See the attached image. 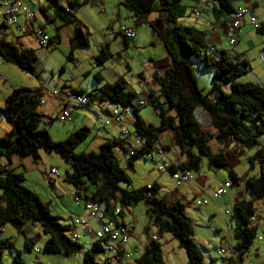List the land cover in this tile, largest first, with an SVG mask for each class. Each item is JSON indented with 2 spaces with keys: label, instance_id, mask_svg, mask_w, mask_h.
Instances as JSON below:
<instances>
[{
  "label": "trees",
  "instance_id": "obj_1",
  "mask_svg": "<svg viewBox=\"0 0 264 264\" xmlns=\"http://www.w3.org/2000/svg\"><path fill=\"white\" fill-rule=\"evenodd\" d=\"M84 1L70 0L67 5L70 8ZM47 3V10L51 12L48 23L52 26L55 24L48 42H57L60 27L70 25L72 30L67 39L69 49L66 58L71 59L74 49H84L88 46L87 37L69 10L58 4L57 0H47ZM119 4L137 22L151 12L157 14L155 22L153 19L145 24L162 42L167 64L161 73L153 75L152 79L157 91L151 89L147 91L145 104L149 105L156 115L158 124L143 122L137 112L139 108L135 102L137 95L133 89L126 86L123 78L112 83H103L92 93L71 89L69 95L85 94L88 102L106 101L112 105L127 107L133 117L127 125L129 134L121 133L123 139L117 137L105 139L97 151L74 153L73 148L88 133V128L81 126L69 132L63 140L52 141L44 129L37 128V122L41 119V114L37 110L41 96L40 89L15 87L4 97L0 106L1 117L9 127L8 131L0 136V155L9 160L12 153L37 158L40 149L45 152H56L69 164L70 169L64 172L62 180L74 187L76 198L100 204L106 217L111 216L112 210L118 206L119 212L116 217L122 223L121 207L142 200L148 215L146 224L155 225L153 232L156 234V239L148 238L149 227L145 226L147 238L143 251L138 257L133 258L131 263H120L116 258V255H121V251L118 250L113 257L120 264H163L161 245L157 239V235L163 232L169 233L183 249L185 264H204L193 241L191 224L184 205L178 200L171 202L165 197L158 196L156 183L149 184V187L132 188L127 175L118 164L112 147L114 145L121 147L126 164L131 167L133 161L140 156L150 160L148 154L152 153L154 144L159 142L158 136L170 130L173 133L174 146L184 157L179 163L168 162L165 170L170 174L175 170L197 172L204 161L208 168L225 169L227 176L234 181L237 180V176L229 159V149L242 150L255 147L253 154L247 156L246 161L249 170L252 171L256 165L257 172L252 175L246 173L243 183L254 197L263 196L264 142L259 143L258 139L264 135V87L251 81H235L236 77L250 71L248 61L241 55L208 47L205 44L203 30L180 24L178 21L183 15L185 6L181 5L179 0H119ZM216 6L218 12L228 14L230 18L233 8L229 0H216ZM225 22L227 21H222L221 25H226ZM255 31L259 34L264 33V20ZM117 34L120 35L124 48L133 41L124 37L119 27ZM0 56L17 68L37 75L34 71L36 56L33 50L20 49L13 42L0 39ZM108 56L105 43L100 46L95 59L102 62ZM190 57L200 63L202 68L210 69L212 73L211 86L205 93L196 85L187 62ZM93 77L97 81L100 80L96 74ZM223 86L226 88L223 89ZM210 93L214 95L211 96ZM196 106L207 111L213 134L201 129L193 113ZM133 138L138 139L140 144L132 149L130 155L128 146ZM209 138L216 141L219 147L217 150L214 151L209 146ZM164 148L168 149L167 146ZM47 180L51 181L49 177ZM22 181L20 172L0 165V229L4 224L9 223L20 231L25 222L38 221L40 231L45 235L40 252L66 257L79 251L81 244L66 235L68 225L60 223L55 216L50 215L45 204L36 194L24 187ZM120 183H125L126 187H121ZM80 189L84 192L82 193ZM230 210L232 213L228 218L232 223V229L227 237H232L234 242L230 243L229 238L230 254L220 256L219 264L241 261L254 238L260 236L261 240H264V234L256 233L257 227L254 224L256 219L251 199L235 201ZM251 217L254 218L252 223ZM105 242L106 239L87 243V249L81 253V264H108L106 258H96L97 254L105 251L103 247ZM11 246L8 240L0 241V259L2 250ZM23 247L30 250L31 243L24 242ZM11 263L24 264L17 251L13 253ZM248 263L252 262L248 261Z\"/></svg>",
  "mask_w": 264,
  "mask_h": 264
},
{
  "label": "rangeland",
  "instance_id": "obj_2",
  "mask_svg": "<svg viewBox=\"0 0 264 264\" xmlns=\"http://www.w3.org/2000/svg\"><path fill=\"white\" fill-rule=\"evenodd\" d=\"M118 1L119 0H98V2L95 3L90 0H85L79 5L69 8L88 40V46L86 48H76L73 50L71 59L66 58L69 49L67 39L71 35L72 30L70 25L60 27L58 42L51 41L43 46H38L31 34L25 33L22 35V41L18 44L19 46H31L33 48L36 56L34 71L37 75L23 71L0 59V104L2 105L3 103V95H6L12 88L8 89V85L27 88H38L42 86L45 92L46 90H57V83L61 84L64 82L70 86L64 87L67 91L71 89H81L84 93H92L95 88L101 86L103 83H112L119 78H123L128 88H138L136 90H138L140 96L145 99L149 89L156 92L157 86L152 78L154 74L162 71L161 67L166 60V53L162 42L157 35L151 33L146 25L140 24L137 26L138 42L128 43V46L124 48L121 43V37L117 34L116 30L119 24L127 23L128 18L125 14L128 13V11L119 6L117 4ZM203 1L204 0H198L197 2L196 0H179V3L185 5L187 9L188 6L193 4L200 5L201 7L206 6ZM57 2L63 6H67L66 0H57ZM149 14L153 17L156 15L154 17L155 22L157 14L154 12ZM262 17L263 15L259 16L260 19ZM211 19L213 18L211 17ZM258 22L260 27L262 21L258 20ZM259 27L253 29L256 30ZM45 29L49 34H52L50 24L46 25ZM249 30L252 36L251 38L254 37L250 42L247 41V43H244V41L241 40L237 45H229L227 43V38H225L221 33L222 31L218 29L221 44L217 45L225 47V50L229 51L228 53L231 54H233L231 50L243 47L244 50L242 51L241 57L248 61L250 71L236 77L235 81L241 82L250 80L254 81V83L260 81L258 83H263L262 86L264 87L263 80L255 79V77H257L256 75L259 73V69L264 68V61L259 59V54L262 51L261 54L264 56V50L262 49L264 46H259L255 38H263L264 34L259 35L252 29ZM5 31L7 32L6 37L12 40L16 39L13 35L16 36L20 33V31L17 32L16 28L13 26L6 28ZM208 37L209 35L205 34V40ZM105 43L107 44L109 56L102 62H98L95 59V55L99 52L100 46ZM187 62L195 78L197 87L205 93L211 86L212 73L210 69L202 68V65L192 57L188 58ZM95 74L100 77L99 81L93 77ZM224 88H226V86H223V89ZM210 95L213 96L214 94L210 93ZM46 98L48 97L45 93L44 103L39 104L37 107V110L41 114V119L37 122V128L44 129L52 141L63 140L69 132L81 126L88 128V133L73 148L74 153L88 150L97 151L99 145L106 137L107 139H112V137H117L118 139L122 138L120 132H116L114 134L115 136H110V133L106 132L105 129L107 126L103 125V115L102 113L99 114L97 110L99 102L93 100L88 102L86 106L70 104L69 115L71 119L69 121H62L59 120L58 117L49 118V114L51 113L50 101L49 99L45 100ZM56 111L52 114L54 115ZM128 111L129 114L127 118L132 121L133 117L129 108ZM137 112L144 123H150L152 125L158 124L157 117L152 112L149 105L145 104L139 107ZM193 113L201 129L213 134V128L207 111L200 106H196ZM2 120L0 114V127L2 126ZM163 137L164 142L167 143L172 150L177 151V148L172 143V131L167 130ZM258 141L259 143L264 142V135L260 136ZM208 144L214 151L219 148L213 138L208 139ZM242 150L244 153L238 155L235 162L232 164V169L237 178H240L242 174L248 173L252 175L257 172V166L254 165L252 168L253 170L251 169L252 171H250L248 168L249 164L246 161L247 156L253 154L255 147ZM112 151L117 158L119 166L127 175L129 184L132 188H140L151 183H156L158 186L156 194L158 196L165 197L171 202L178 200L184 205L191 224L192 238L200 252L203 263L219 264L220 256H224V253L218 255L215 252V247L221 242V236L229 234V232H225L223 225V220L225 219L223 211L225 208H231L233 200H231L226 192L215 200L208 199L206 204H201L199 206L195 204V200L207 198V194H211L215 188L224 181L234 184V180L227 176L226 170L208 168L205 162L202 161L200 169L197 172H191L193 176L192 180L198 179L201 176V189L191 180L176 186L174 180L171 178V174L167 170H158V166L161 165V160L157 155H153V161L145 156H140L133 161V165L130 167L125 162V155L121 147L114 145ZM169 154L172 155L170 152ZM229 159H231L230 156ZM0 165L20 172L23 177V186L36 194L38 199L45 204L48 213L55 216L59 222H70V219H72L71 221L73 222L74 219L81 218L95 231L99 230V227L92 225L93 219L90 218V216L89 220H91V222L87 220L86 216L88 215H86V213L81 217H76L77 213H80L81 209L79 205L82 206L83 200L79 199V203H77L74 200L76 197L74 195V187L62 180L64 172L69 171L70 167L56 152H45L40 149L38 150L37 158H33L31 155L20 156L17 153H12L9 160L0 155ZM51 167L57 170V176H49L52 179L49 181L46 175ZM120 186L126 187L125 183H120ZM80 191L82 193L84 192L83 189H80ZM247 192L248 195L246 197L248 198L246 199L252 200L254 214L258 218L259 224L256 229L257 233H264V195L254 197L249 190H247ZM121 208L122 220L132 228L129 240L131 239L134 241L136 237L143 239L146 236L144 228L148 219V215L145 211V203L139 200L136 203L126 207L122 206ZM250 222L252 223L251 220ZM29 224L31 228L26 229ZM75 226L79 227L80 225L77 224ZM20 232L9 223L1 227L0 241L8 240L11 242L12 246L2 250L0 264H12L11 257L16 251L19 253L20 259L24 264H81V253L88 247V244L83 243L84 236L74 232L77 235L78 242L82 246L79 251L66 257L60 254H48L43 252L34 254L32 251L26 250L23 247L22 241L23 238H31L34 245L36 244L41 250L45 235L40 231L39 222H25ZM36 234L38 237L35 236ZM157 239L161 245L163 264H185L186 258L183 249L177 245L176 240L171 237L169 233L163 232L159 236L157 235ZM230 241L231 243L234 242L232 237ZM125 252H127V249ZM254 253L258 254L257 257H253ZM110 254L109 251L105 250L103 253L97 254L98 256L96 255V258H109ZM137 254V250L133 251L134 256ZM225 254H230V249H228ZM245 255L247 258L243 260L245 262L250 261L253 264H264V240L258 241L254 238ZM121 259L126 263L132 262V259L125 256V253Z\"/></svg>",
  "mask_w": 264,
  "mask_h": 264
},
{
  "label": "crops",
  "instance_id": "obj_3",
  "mask_svg": "<svg viewBox=\"0 0 264 264\" xmlns=\"http://www.w3.org/2000/svg\"><path fill=\"white\" fill-rule=\"evenodd\" d=\"M69 1L70 0H66V5L68 4ZM71 1H78V0H71ZM90 1L95 2V3L98 2V0H90ZM197 1L198 0H196V2ZM26 2L36 10V13L38 15V19H39L42 27L44 28V31L50 37L53 34V26H55V24L52 26L50 23H48V20L51 18L50 17L51 16V12L49 10H47V7H48L47 0H43V1H41V0H26ZM203 2L206 5L204 7H201L200 5H197V4L190 5V6H188L187 9L185 7L184 12H183V15H182L181 18H179V21L178 22L180 24H183V25L192 26V27H194V28H196L198 30H203L205 34L209 35V37L206 38V40H205V44L208 47L213 48V49L216 48V49L225 50V47H222V46H218L217 45V44H221V40H220V35L218 33V29H220L222 31L221 33L225 36V38H227V43H228V37L230 35L234 36V38H235L234 43L233 44H229L228 43L229 45H237V43L240 42L241 40H243L244 43H247V41L250 42L254 38V37L251 38L252 36H251V33H250V30L249 29H252L255 33H257V32L255 31V29H253L247 23V21H244L243 23H241L238 26V28L232 30L231 32L226 31L224 29V26L225 25L222 26L221 25L222 24L221 22L222 21H227L228 18H229V15L228 14H225L223 12H218L217 11L216 0H204ZM229 2L231 4L232 8L239 7V6H247V7H249L251 13L254 14L259 21H263L264 20V0H229ZM58 4H60V3H58ZM117 4L122 7V5L119 4V1L117 2ZM60 5H62V4H60ZM183 6H185V5H183ZM63 7H65L66 10H69L68 5L67 6H63ZM193 8H196V9L199 10V14L198 15L194 16L191 13V10ZM225 15H227V16H225ZM261 15H263V17L260 19L259 16H261ZM125 16L128 18L127 19V23L119 24V26L123 25V26L132 27L134 29V31H135V38L131 42H138L139 38H138V33H137V26L140 25V24L146 25L145 23L147 21H150V20L155 19L154 17L156 15L153 17L151 14H148L146 16L141 17L138 22L136 21V19L134 17L131 16V14L129 12L126 13ZM211 17L213 19H211ZM49 24L51 25L52 34H49V32H47L46 29H45L46 28V25H49ZM56 24H58V22H56ZM13 27L16 28V31L17 32L20 31V33L18 35H16V36L13 35V37L16 38L15 40H12L11 38H7L6 37L7 36V32L5 31V29L6 28H10V27H6V26H3V25L0 24V39H4V40H7V41H11L14 44H16L17 47L20 48V49H31V50H33V48L31 46H19V44H18L19 42L22 41V37H23L22 35H24L25 33H28V34H31L32 35L31 31L26 27V25L24 23H21L20 25L13 26ZM147 28H148V26H147ZM117 30H118V28H117ZM257 34H259V33H257ZM262 34H264V33H262ZM259 35H261V34H259ZM33 39H34V37H33ZM255 39H256L257 43L259 44V46H262V45L264 46V37L263 38L262 37L255 38ZM57 42H58V40H57ZM262 49L264 50V48H262ZM243 50H244L243 47H240V48H238L236 50H234V49L231 50V52L242 56V51ZM33 52H34V50H33ZM261 53L259 54V59L262 60V61H264L262 59L264 56ZM0 59L2 61H4L1 56H0ZM166 64H167V58L165 60L164 65H162L161 70H163V68L166 66ZM161 72L162 71H160L159 73H161ZM256 76H257V77H255L256 80H263V82H264V68L263 69L262 68L259 69V73ZM251 82H254V81H251ZM258 82H260V81H258ZM258 82H257V84H259L261 86L263 85V83H258ZM57 84H58V89L56 91L58 93H60V94L63 93V94H67V95L70 94V91H67V89L64 88V87H70L68 84H66L64 82H62L61 84L60 83H57ZM136 85H137V83H136ZM8 87H9L8 89H10L11 87L12 88H15V86H11V85H8ZM35 88H33V89H35ZM38 88L41 91L40 98L43 100V103H44V97H45V93H46V96L48 98H46L45 100L49 99V101H50L51 113L49 114V116L53 115L52 113L55 112L57 110V108L59 107V105H60L59 98L56 97V96L48 95L50 90H46L44 92L42 86H40ZM130 89L136 90L138 88L135 87V88H130ZM6 95H3V96L5 97ZM4 97H3V99H4ZM111 105L112 104H110V103H108L106 101L99 102V105H97V110H98L99 114L101 112H102V115H103V112L106 113L107 109ZM0 106H1V104H0ZM44 114H47V113H44ZM130 122L131 121L127 118V123L130 124ZM1 125L2 126L0 127V136H3L8 131L9 127H8V125H6V123L3 120L1 122ZM105 126H107L105 130H106V132L110 133V136H115L114 134L116 132L117 133L120 132L119 126L116 125V124L111 123V124H107ZM166 132L167 131H164V132H162L158 136V141L163 146L162 157H163V159L166 162L179 163V162L183 161L184 157L178 152V150L177 151L176 150H172L171 147H169L168 144L164 142L163 135H165ZM112 138H114V137H112ZM106 139H107V137H106ZM166 146H167L168 149H165L164 148ZM169 152L172 153V155H170ZM243 153H244L243 150L229 149V154H230L229 156L231 158L230 159L231 160V164H233L235 162V159H236V157L238 155L243 154ZM49 176H54V175L47 174V177H49ZM245 176H246V174H242V176H240V178H237V180L234 181V184H230V186L225 191L227 193V195L231 198V200H233L232 204L235 201L248 198V197H246L248 195L247 194L248 192H247L246 188L244 187V183H243V180H244ZM50 180H52V179L50 178ZM191 181H193V183H195V185H197L198 188L201 189V187H202V183H201L202 182V179H201V176H200V178H198V179L196 178V179L191 180ZM240 187H241V189H240ZM225 192H224V194H225ZM79 206H80V209L81 210H80V213H77L76 217H81L84 213H86V215H88V216H86L87 217V220H89V216H90V218L93 219V217L89 214V212H87L86 210H84L81 205H79ZM121 211H122V208H121ZM254 216H256V215L254 214ZM121 219H123V218H121ZM255 219L256 220H255V223L254 224L257 227L258 224H259L258 223L257 216L255 217ZM71 220L72 219H70V222H65L68 225V228H69L68 231L71 230L73 232H77L78 235H83L84 236L83 237L84 238L83 239L84 240L83 243H86L87 244V243H89V242H91V241L94 240L91 234L84 233L83 232V229L81 228V226H79V227L75 226V224ZM89 222H91V220H89ZM123 223H125V221H123ZM125 224H126V227L129 230V237H130V235L132 233V230H131L132 228L130 226H128L127 223H125ZM87 225H88V223H87ZM92 225H95V226L98 227L99 226V222H97V221H95L93 219L92 220ZM146 226L149 227V229L147 230V234H149L150 232H153V231L155 232V225H147L146 224ZM89 227L92 230H94L91 226H89ZM30 228H31V225L30 224L27 225L26 229H30ZM18 232H20V231H18ZM256 233H257V231H256ZM257 234H264V233H257ZM35 236L38 237L37 234ZM129 237H128V240H129ZM146 238H147V236H145L143 239H141L139 237H136V239L134 241H132L130 239L129 242H128V240H127V242L125 244H123V246L121 248V255H118V256L116 255V258H118L120 260V263H126V262H123L122 259H121V257L124 255V252H125L126 249H127V251H131L132 254H133V251L137 250L138 251V254L136 256L133 255V258L138 257L139 254L143 251V248H144L145 243H146ZM220 238H221V240L222 239H226V236H221ZM228 240H229V238H228ZM76 241L78 242L77 235H76ZM24 242H26L28 244L29 243L33 244V245H31L29 251H32L34 254L40 253V251L38 253H35L33 251V247H37V246H36V244L34 245V242L32 241L31 238H29V239L23 238L22 243H24ZM43 242H44V240H43ZM257 255L258 254L254 253L253 254V257H257ZM244 259H247L245 254L242 257V260H244ZM106 261L107 262L109 261L108 264L109 263H112V264L113 263H119L118 261L115 260V258L113 257L112 254H110L109 258H106Z\"/></svg>",
  "mask_w": 264,
  "mask_h": 264
},
{
  "label": "built area",
  "instance_id": "obj_4",
  "mask_svg": "<svg viewBox=\"0 0 264 264\" xmlns=\"http://www.w3.org/2000/svg\"><path fill=\"white\" fill-rule=\"evenodd\" d=\"M82 1V0H78ZM191 13L196 16L199 14V10L196 8H193L191 10ZM244 21H247V23L252 28L259 27V22L254 14L251 13L250 8L246 6H239L233 8V12L230 15V18L227 20V23L224 27L226 31H232L238 26L243 23ZM21 23H24L26 27L31 31L35 42L38 46H43L48 43L49 36L44 31V28L42 27L38 15L36 13V10L30 6L26 0H0V24L6 27L11 26H18ZM119 31L121 34L126 37L129 40H133L135 38V31L132 27L129 26H119ZM235 41L234 36L230 35L228 37V43L233 44ZM264 60V57L262 58ZM136 97V105L138 107L143 106L145 104V98L140 96L139 91L134 90ZM49 94L52 96H56L60 100V105L57 108L56 113L54 115H51L50 118L58 117L59 120L62 121H69L71 119L69 115V105H76V106H83L88 102V97L85 94H76V95H67V94H60L56 90L52 89L49 91ZM39 104L43 103V100L39 98L38 100ZM129 114L127 107H119L116 105H111L106 113H103V125L107 124H116L119 126L120 133L124 135L129 134L128 129V123H127V115ZM139 140L136 138H133L131 141V144L128 146V154H132V149L134 147L139 146ZM163 152V146L158 142L154 144L152 153L148 154V157L150 160L153 161V155L159 156L161 160V165L158 166L159 171H163L166 169L168 162H166L162 157ZM49 175L57 176V170L53 167L49 169L47 172ZM171 178L174 180V183L176 186L180 185L181 183L188 182L192 180L193 176L191 171L189 170H175L171 173ZM230 186V183L227 181H224L221 185L217 186L215 190L211 194H207V198H202L201 200L196 199L195 204L197 206L201 204H206L208 202V199L215 200L224 192L226 191V188ZM146 187H149L147 185ZM74 200L79 203L78 198H74ZM82 208L89 212V214L96 219L97 222H99V230L95 231L92 230L87 223L79 218L74 219L73 223L75 225H80L83 229L84 233L91 234L94 240H103L106 239L105 245L103 246L106 251H109L112 255L116 254L118 250L121 251V248L123 244H125L129 237V230L126 227L124 223H122L116 216L119 212V207L116 206L112 210V215L109 217L104 216L102 206L96 202H92L89 200L83 201ZM231 210L228 208H225L223 211V214L225 216V219L223 220V225L225 228V232H230V229H232V223L229 220V216L231 215ZM250 220H254V218H250ZM70 234V235H69ZM66 235L71 239L76 241V234L69 230L66 232ZM148 238L155 240L156 234L154 232H150L148 234ZM258 240H261L262 238L260 236H257ZM229 241L228 237L226 235V239H222L221 242L218 244V246L215 247V252L218 255H221L222 253H226L229 249ZM33 251L35 253H38L40 249L38 247H33ZM125 256L127 258H130L133 260V255L131 251L124 252ZM234 258V257H233ZM232 264H252L245 262L243 260L241 261H233Z\"/></svg>",
  "mask_w": 264,
  "mask_h": 264
}]
</instances>
